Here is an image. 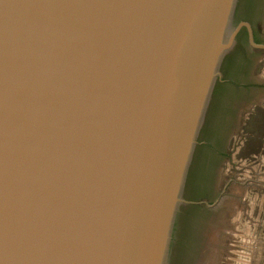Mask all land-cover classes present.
<instances>
[{
    "label": "water",
    "instance_id": "1",
    "mask_svg": "<svg viewBox=\"0 0 264 264\" xmlns=\"http://www.w3.org/2000/svg\"><path fill=\"white\" fill-rule=\"evenodd\" d=\"M236 1L0 0V264H166Z\"/></svg>",
    "mask_w": 264,
    "mask_h": 264
},
{
    "label": "flooded vegetation",
    "instance_id": "2",
    "mask_svg": "<svg viewBox=\"0 0 264 264\" xmlns=\"http://www.w3.org/2000/svg\"><path fill=\"white\" fill-rule=\"evenodd\" d=\"M232 26L239 31L221 62L195 139L182 189L184 203L175 216L166 264H195L199 230L206 212L209 208L216 212L223 209L228 199L227 185L223 186L217 177V167L227 156L226 145L233 133L234 120H240L246 109L245 103L237 101V93H244L254 81L258 82L253 69L261 62L257 52H264V0H237Z\"/></svg>",
    "mask_w": 264,
    "mask_h": 264
},
{
    "label": "rangeland",
    "instance_id": "3",
    "mask_svg": "<svg viewBox=\"0 0 264 264\" xmlns=\"http://www.w3.org/2000/svg\"><path fill=\"white\" fill-rule=\"evenodd\" d=\"M257 54L261 62L253 71L258 82L254 81L244 93H237V101L245 103L246 109L240 120H234L227 156L217 167V177L223 186L227 185L225 196L229 202L217 212L209 208L199 264L207 263L212 251L217 254L214 264H264V52ZM227 229L237 232V236L227 235ZM215 231L217 241L212 242Z\"/></svg>",
    "mask_w": 264,
    "mask_h": 264
},
{
    "label": "bare ground",
    "instance_id": "4",
    "mask_svg": "<svg viewBox=\"0 0 264 264\" xmlns=\"http://www.w3.org/2000/svg\"><path fill=\"white\" fill-rule=\"evenodd\" d=\"M244 190V189H243ZM238 191H240V193H241V190H238ZM236 193H237V190H236ZM234 194V193H233ZM243 195V194H242ZM227 202H229V200L228 201H225V204H227ZM224 203V202H223ZM232 203H234V201H232V202H230V204H229V208H231L232 209V207L231 206H233L234 204H232ZM235 203H236V200H235ZM231 205V206H230ZM226 208H227V206H226ZM225 208V209H226ZM228 208V209H229ZM235 209V208H234ZM237 209V208H236ZM232 212V211H231ZM230 217V216H229ZM235 218V217H234ZM227 219V218H226ZM214 222V221H213ZM220 224L221 223H219V226H220ZM214 228H216V227H214ZM236 232V231H235ZM217 232L215 231V232H213L212 233V235H211V241L213 242H216L217 241V234H216ZM226 233H227V235H229L230 237H232V236H237V232L236 233H234L232 230H229V229H227V231H226ZM233 238V237H232ZM225 240V239H224ZM211 242V243H212ZM232 242V241H231ZM236 248V247H235ZM216 251H212V255L209 257V259L206 261L207 263H204V264H214V261H215V255H217L216 253H215ZM218 257V256H217ZM201 264H203V263H201ZM217 264V263H216Z\"/></svg>",
    "mask_w": 264,
    "mask_h": 264
}]
</instances>
